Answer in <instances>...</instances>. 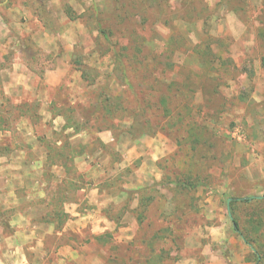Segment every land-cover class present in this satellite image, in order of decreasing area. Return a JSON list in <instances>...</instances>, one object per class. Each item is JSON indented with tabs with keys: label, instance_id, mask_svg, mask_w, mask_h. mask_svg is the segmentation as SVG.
<instances>
[{
	"label": "rangeland",
	"instance_id": "1",
	"mask_svg": "<svg viewBox=\"0 0 264 264\" xmlns=\"http://www.w3.org/2000/svg\"><path fill=\"white\" fill-rule=\"evenodd\" d=\"M0 23V73L18 65L33 89L1 92L0 134L5 117L87 120L114 137L111 169L128 167L107 185L142 217L133 233L38 238L30 264H264V0H0Z\"/></svg>",
	"mask_w": 264,
	"mask_h": 264
},
{
	"label": "crops",
	"instance_id": "2",
	"mask_svg": "<svg viewBox=\"0 0 264 264\" xmlns=\"http://www.w3.org/2000/svg\"><path fill=\"white\" fill-rule=\"evenodd\" d=\"M9 32V27L0 23V44L11 41L5 40ZM16 67L0 73V102L2 94L10 99H17L22 93L33 95L28 82L32 74ZM70 71V66L65 65L49 69L45 74L47 85L60 86ZM49 104L56 103L51 99ZM5 121L6 129L0 134L3 143L0 150V264H30L28 252L34 249L31 242L38 238L42 242L49 237L63 238L67 233L78 235L80 227L90 229L95 236L116 229L133 233L139 228L142 217L138 214V198L135 204L130 200L129 206L126 190L121 189L119 194L114 191V194L107 185L128 167L121 162L116 164L115 170L111 169V154L105 148L112 145L113 136L105 131H93L85 119L81 121L74 116L70 119L51 110L48 118H41V129L37 127L40 121L35 122L28 114L23 121L9 117H5ZM22 126L27 128L26 132L22 129L19 132L25 136L23 144L14 140ZM124 139L131 142V137ZM53 148L57 152L53 153ZM120 154L124 155L122 151ZM53 157L65 160L52 162ZM147 169L143 163L136 175L147 173ZM80 176L84 181L79 182ZM51 182L63 183L72 196L69 193L50 196L47 186ZM57 202L65 208L66 216L62 219L53 211ZM117 206L122 207L118 212L112 209ZM73 252L70 247L60 251V255L68 256Z\"/></svg>",
	"mask_w": 264,
	"mask_h": 264
},
{
	"label": "trees",
	"instance_id": "3",
	"mask_svg": "<svg viewBox=\"0 0 264 264\" xmlns=\"http://www.w3.org/2000/svg\"><path fill=\"white\" fill-rule=\"evenodd\" d=\"M241 200L244 201V202H249V201L252 200V198H242ZM234 201H235V200H234ZM233 225H234V229H235V231H237L239 234H241V233H240L239 226H238V223H237L236 220H233Z\"/></svg>",
	"mask_w": 264,
	"mask_h": 264
},
{
	"label": "water",
	"instance_id": "4",
	"mask_svg": "<svg viewBox=\"0 0 264 264\" xmlns=\"http://www.w3.org/2000/svg\"><path fill=\"white\" fill-rule=\"evenodd\" d=\"M229 202H230V200H229Z\"/></svg>",
	"mask_w": 264,
	"mask_h": 264
}]
</instances>
